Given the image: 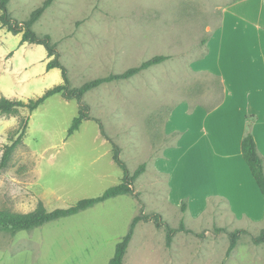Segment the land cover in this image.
<instances>
[{
  "label": "rangeland",
  "instance_id": "rangeland-1",
  "mask_svg": "<svg viewBox=\"0 0 264 264\" xmlns=\"http://www.w3.org/2000/svg\"><path fill=\"white\" fill-rule=\"evenodd\" d=\"M43 1L10 0L8 8L14 18L25 21ZM237 1L55 0L33 29L51 36L59 60L68 69L71 87L123 72L154 55L168 58L129 79L88 91L83 101L90 107L91 119L71 136L68 129L78 114L79 102L61 94L51 96L33 112L20 108L15 114H0V159L20 121L29 118L22 143L8 166L0 169V209L28 212L42 200L53 210L102 194L123 177L112 157V141L119 145L131 173L146 165L133 184L145 204L144 212H159L172 227L184 223L193 230L178 231L168 247L165 228L140 221L129 251L149 240L160 250V264H220L230 245L229 233L243 228L246 231L226 263L264 264V243L253 240L264 228L237 221L220 198L211 200L207 213L197 222H186L184 214L167 205V175L154 170L156 157L179 139L178 133L165 130L172 109L175 107L167 130L186 127L189 117L184 102L191 108L218 104L224 89L210 72L222 77L226 93H233L229 112L242 110L253 126L264 124V64L253 46L264 36L250 24L251 12L246 26L226 27L233 35L222 36L231 43L225 56L219 54L221 37L207 53V40L221 24L223 9ZM246 5L256 11L253 0L237 9ZM51 59L43 45L22 43V34L9 32L0 24V97L28 101L62 83L60 69H47ZM99 120L110 140L102 134ZM128 196L136 203L138 215V199L123 195L35 229L15 234L1 231L0 264H107L135 214ZM135 264H153V260L142 251Z\"/></svg>",
  "mask_w": 264,
  "mask_h": 264
},
{
  "label": "crops",
  "instance_id": "crops-1",
  "mask_svg": "<svg viewBox=\"0 0 264 264\" xmlns=\"http://www.w3.org/2000/svg\"><path fill=\"white\" fill-rule=\"evenodd\" d=\"M251 1L239 0L223 9L221 24L212 31L207 40V53L210 51L212 42L217 37H221L220 43L222 45L219 54L225 56L227 45L231 43L230 40L228 41L222 36L233 35V33H227L226 27L228 25L235 27L236 23L246 26V23H249L250 12L251 17H253L250 24L258 30V35L264 36V0H253V3L255 2L257 5L256 11L253 6L248 7L247 5L237 9L239 5ZM244 10L245 15L242 14ZM229 15L230 18L227 21ZM260 45L264 47V37L258 43L253 44L264 64V49H258ZM228 62L231 63L230 60ZM210 70L215 71V69ZM210 73L213 74L214 78L219 77L223 85L224 91L218 104L213 109L208 110L202 105L191 108L189 102H184L186 104L185 112L189 117L186 127L173 126L167 130L174 107L166 120L165 130L168 134L178 133L179 139L176 145L164 148L162 154L155 159V164L158 166L153 168L167 175V205L178 210L180 214H184L186 222L189 220L197 222L207 213L211 200L220 198L226 201L229 212L237 221L246 220L253 226L264 228V195L245 161L241 149L242 139L247 132V126L251 119L242 110L228 111L229 99H232L233 93H226V87L221 76ZM237 112L242 113L236 114ZM252 131L258 150L264 157V124L258 123L253 126L252 123ZM205 135L206 137H204ZM204 169H206V174H204ZM127 199L128 204L133 203L136 207L134 218L138 210L136 203L129 196ZM183 201L188 204L185 212L181 210ZM92 216L91 213L89 218ZM186 225L190 227L188 223ZM85 238L89 239L88 236ZM81 245H85L83 237ZM142 251L152 257L153 264H160V250L149 240L140 243L134 251L128 250L125 264H135L138 252L141 253ZM202 264H211V262L207 261Z\"/></svg>",
  "mask_w": 264,
  "mask_h": 264
},
{
  "label": "trees",
  "instance_id": "trees-1",
  "mask_svg": "<svg viewBox=\"0 0 264 264\" xmlns=\"http://www.w3.org/2000/svg\"><path fill=\"white\" fill-rule=\"evenodd\" d=\"M54 1L55 0H44L38 8L34 9L31 12L28 20L20 21L14 18L9 11L8 4L10 0H0L1 27L14 34H22V43L28 42L32 44L43 45L48 52V56H53V59H51L47 63V69L50 70L53 68H58L61 70L63 77L62 83L55 84L54 86L48 88L42 95L35 98H30L28 101L17 98H10L2 95L0 97V114H15L19 111L20 108H27L30 112H33L51 96L55 94H61L67 100L75 99L79 102L78 114L73 118V121L68 129V135L71 136L80 129V126L85 120L91 119L90 107L86 102L83 101V97L88 91L104 83L129 79L154 65H158L164 62L168 58V56L162 54L154 55L151 58L143 61L140 65L130 67L123 72L112 73L107 76L98 77L86 81L81 86L71 87L68 77V69L59 60V52L57 50L56 44L51 42V36L49 34L39 35L33 29L34 23L40 19L45 10L49 6H51ZM215 79L218 82V86L223 89L220 78L215 77ZM213 108L207 109L211 110ZM28 121V117L20 121L19 127L14 131L13 135L10 138L11 143L5 146L0 159V169L6 168L8 166L13 152L18 147V145L22 143V139L28 126ZM98 123L102 134L108 137L104 131L103 123L100 120L98 121ZM247 128V132L245 133L241 143L242 155L249 165L250 170L264 195V157L258 150L255 136L252 131L251 122L248 123ZM111 143L113 147L112 157L116 164L123 170V177L121 182L108 187L102 194L98 196L79 199L77 202L66 208H55L53 210H49L46 207L45 203L40 200L37 203L36 207L28 212L0 209V232L9 230L13 234H15L19 231L35 229L49 222L76 215L95 206L100 202L106 201L119 195H133L134 197H136V199H138L139 203L141 204V211L132 219L130 229L127 234H125L117 243L115 253L108 264L126 263L128 247L134 235L135 228L140 221H153L156 227L165 228L166 243L168 247L171 246L173 237L178 231H185L188 233L192 232L193 230L186 228L184 223H181L180 227L178 228L172 227L159 212L153 214H146L144 212L145 204L140 198V194L134 190L133 184L136 179L145 171L146 165L141 164L133 173H131L126 162L121 158V149L119 145L112 141ZM187 207V202L183 201L181 210L185 212L187 210ZM220 231H224V229L221 228ZM245 231V229L239 228L229 233L230 245L226 252L225 258L221 261L220 264H226V258L231 255L232 251L237 245L240 234ZM253 240L256 244L264 243V229L258 236H255Z\"/></svg>",
  "mask_w": 264,
  "mask_h": 264
}]
</instances>
